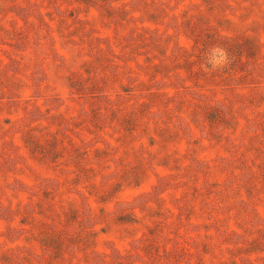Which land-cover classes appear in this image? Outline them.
I'll return each instance as SVG.
<instances>
[{"label":"rangeland","instance_id":"1","mask_svg":"<svg viewBox=\"0 0 264 264\" xmlns=\"http://www.w3.org/2000/svg\"><path fill=\"white\" fill-rule=\"evenodd\" d=\"M0 264H264V0H0Z\"/></svg>","mask_w":264,"mask_h":264},{"label":"clouds","instance_id":"2","mask_svg":"<svg viewBox=\"0 0 264 264\" xmlns=\"http://www.w3.org/2000/svg\"><path fill=\"white\" fill-rule=\"evenodd\" d=\"M226 63V53L222 49H214L209 59V64L213 67H219Z\"/></svg>","mask_w":264,"mask_h":264}]
</instances>
